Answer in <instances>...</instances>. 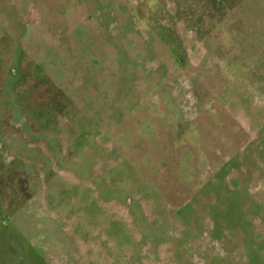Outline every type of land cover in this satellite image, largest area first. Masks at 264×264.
Listing matches in <instances>:
<instances>
[{
    "label": "rangeland",
    "instance_id": "374dc122",
    "mask_svg": "<svg viewBox=\"0 0 264 264\" xmlns=\"http://www.w3.org/2000/svg\"><path fill=\"white\" fill-rule=\"evenodd\" d=\"M0 264H264V0H0Z\"/></svg>",
    "mask_w": 264,
    "mask_h": 264
}]
</instances>
